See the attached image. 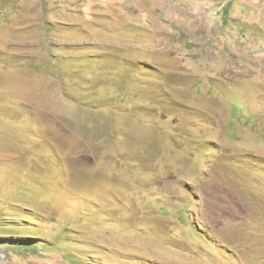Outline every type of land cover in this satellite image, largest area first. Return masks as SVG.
Returning a JSON list of instances; mask_svg holds the SVG:
<instances>
[{"label": "rangeland", "instance_id": "rangeland-1", "mask_svg": "<svg viewBox=\"0 0 264 264\" xmlns=\"http://www.w3.org/2000/svg\"><path fill=\"white\" fill-rule=\"evenodd\" d=\"M260 1L0 0V264H264Z\"/></svg>", "mask_w": 264, "mask_h": 264}, {"label": "crops", "instance_id": "crops-1", "mask_svg": "<svg viewBox=\"0 0 264 264\" xmlns=\"http://www.w3.org/2000/svg\"><path fill=\"white\" fill-rule=\"evenodd\" d=\"M237 1H239V0H237ZM260 0H258V2H259ZM264 1V0H263ZM247 2H248V4L246 5V13L245 14H243L240 10H236V12L234 13V14H237V15H252L253 13L251 12L252 10H251V8H254V9H257L258 11L260 10V8H258V6H256V5H254V4H252V0H247ZM261 2V1H260ZM236 5L238 6L239 4H237L236 3ZM259 14L260 15H262V16H264V13H260L259 12ZM260 18V17H259ZM251 19H255V18H251ZM260 20H261V18H260ZM251 25H256V23H255V20L254 21H251L250 22V24L248 25V26H251Z\"/></svg>", "mask_w": 264, "mask_h": 264}]
</instances>
